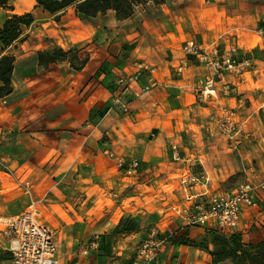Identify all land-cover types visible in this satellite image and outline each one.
I'll return each mask as SVG.
<instances>
[{
  "label": "crops",
  "instance_id": "0c3cea01",
  "mask_svg": "<svg viewBox=\"0 0 264 264\" xmlns=\"http://www.w3.org/2000/svg\"><path fill=\"white\" fill-rule=\"evenodd\" d=\"M27 13L33 25L8 49L0 44V54L15 57L13 93L0 99V219L50 214L58 264H135L137 243L153 229L171 239L155 264H211L206 251L181 241L201 244L216 224L188 226L174 207L189 195L197 203L234 192L242 185L226 186L239 174L253 179L257 199L231 234L264 241V114L255 127L241 100L221 93L260 69L264 0H143L126 19L114 11L84 17L74 7L51 15L36 0L0 4L3 24ZM188 43L236 44L254 66L224 75L202 101L206 71L186 55ZM59 48L74 56L40 64V52ZM139 67L141 76L129 82ZM222 118L247 124L235 133L239 141L218 127ZM158 196L173 207L149 210ZM94 241L99 248L90 251ZM0 264H13L3 236Z\"/></svg>",
  "mask_w": 264,
  "mask_h": 264
},
{
  "label": "built area",
  "instance_id": "2783aa9c",
  "mask_svg": "<svg viewBox=\"0 0 264 264\" xmlns=\"http://www.w3.org/2000/svg\"><path fill=\"white\" fill-rule=\"evenodd\" d=\"M260 33L264 35V30ZM239 51L236 44H229L223 50L218 47L201 49L194 43L187 44L186 55L196 58L206 71L200 89V100L208 101L213 97L217 82L221 81L224 75L238 76L245 72L250 61H239ZM142 69L143 67H139L128 81L137 80L142 74ZM178 70L181 71L182 67ZM224 85L225 91L229 92L230 84ZM238 131L234 126L228 127L229 134ZM139 166V161H134L130 168L137 170ZM192 181L197 182L199 179L193 177ZM256 190L252 184H246L234 192L213 195L197 203L192 196H189L186 198L188 204L174 207V213L188 226H203L214 222L217 230L226 233L239 226L244 208L256 205ZM39 217L37 210H31L9 219H0V237L3 236L7 241L8 251L13 254V264H58L54 234L47 225L38 221ZM168 241L169 238L161 236L159 230H151L136 245L135 264H155ZM98 248L96 241L89 246L90 251Z\"/></svg>",
  "mask_w": 264,
  "mask_h": 264
},
{
  "label": "trees",
  "instance_id": "16d2710c",
  "mask_svg": "<svg viewBox=\"0 0 264 264\" xmlns=\"http://www.w3.org/2000/svg\"><path fill=\"white\" fill-rule=\"evenodd\" d=\"M8 0H0L5 5ZM143 0H36V7L44 12L57 15L74 7L78 15L84 17H96L106 14L108 11L116 12L118 19H126L134 14L135 6ZM35 21L32 13L14 15L8 18L0 30V44L5 49L11 47L19 40ZM72 52H64L59 48L53 51L40 52V64L56 63L63 61ZM15 68V57L10 54H0V99L13 93L12 76ZM211 244L214 250L208 246L197 244L192 241L182 240L183 244L200 247L212 258L211 264H264V241L258 244H250L244 241L241 234L226 235L218 230L209 232Z\"/></svg>",
  "mask_w": 264,
  "mask_h": 264
},
{
  "label": "rangeland",
  "instance_id": "374dc122",
  "mask_svg": "<svg viewBox=\"0 0 264 264\" xmlns=\"http://www.w3.org/2000/svg\"><path fill=\"white\" fill-rule=\"evenodd\" d=\"M35 16L37 18H40L41 17V13L39 11H36L35 12ZM259 40L260 39L258 37H254V42H252L251 46L253 47V45L258 43ZM70 55L74 56L73 53H71ZM260 58H261L260 69L259 70L257 69L256 71L254 70L253 71L254 73L248 74L246 76L249 79V83H246L245 86L240 87L238 90H236L237 87L231 86V89H230L229 92H227V94L223 93L225 90L223 92H221L222 95H225V96L229 95L231 97H237V98H239L241 100L240 104L242 106L240 108V111H243L244 112L243 114H254V116H253L254 121L253 122L256 124L255 127H258V119H256V118H259V114H264V55L260 56ZM238 59H239V61L248 60V58H243V56L240 54V51H239ZM249 61H250V64L245 68V70H249V69H251L254 66L253 63H251L252 61L251 60H249ZM76 64H79L78 59L76 60ZM233 89H234V91L232 92ZM217 124H218V127L222 131L226 132L229 137L231 136L233 138H236V141H239V139H237L238 135L229 134L228 133V127L229 126H234L236 128V130H239L240 126H242L238 122L237 119L234 120L232 118H222V119H219ZM246 125H243L242 127L244 128V126H246ZM248 139L252 140L251 145H257V144H259V141H260V138L258 136H253V135H250V137ZM252 168H254L255 171L258 170V168L256 166H254V165H253ZM243 176H244V174H243ZM238 180L240 182L237 183L236 181H238ZM246 184H252L253 186H256V184L254 183L253 179H250V180L249 179L248 180H244L243 179L241 181V175L238 174L236 177H234L232 180H230L227 183L226 188L228 190H231L232 188L234 189V188H236V187H238L240 185L243 186V185H246ZM143 185H145V189H147V186H149L151 184H149V183L147 184V181H146V182L143 183ZM174 187L175 186L172 185V186L167 187L165 189L168 192L169 190L173 189ZM144 194H147V190H146V192H144ZM165 194H167V193H165ZM144 200H143V203L147 202V198H145ZM155 200H160V201H158L156 203L155 207H152L151 206L152 204H151L150 207H149V210L155 209L156 211L161 213V212H164L166 209L173 207V203H171V201H170L171 199L169 200V198L163 199V197L158 196V197H156ZM146 211H147V209L145 208V212ZM94 217L97 218L99 216H94ZM105 218L109 219V215L104 216L102 221L106 220ZM50 220H51V215L48 214V213H42L40 215V217L38 218L39 222L47 225L48 227H50ZM233 231H236V229L235 230H231V231H227L225 234L226 235H232L231 233ZM170 240L171 239H169V241ZM201 244L202 245H206V246H208L209 249L212 248L214 250V246L211 244L210 236L206 240H204V242L201 243ZM226 264H231V263L229 262V263H226Z\"/></svg>",
  "mask_w": 264,
  "mask_h": 264
},
{
  "label": "bare ground",
  "instance_id": "6f19581e",
  "mask_svg": "<svg viewBox=\"0 0 264 264\" xmlns=\"http://www.w3.org/2000/svg\"><path fill=\"white\" fill-rule=\"evenodd\" d=\"M2 24H3V20H2V19H0V27L2 26Z\"/></svg>",
  "mask_w": 264,
  "mask_h": 264
}]
</instances>
